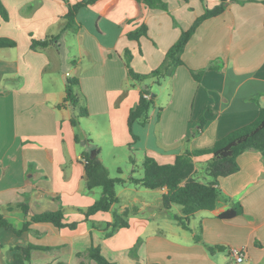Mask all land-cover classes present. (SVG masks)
<instances>
[{
	"label": "crops",
	"instance_id": "1",
	"mask_svg": "<svg viewBox=\"0 0 264 264\" xmlns=\"http://www.w3.org/2000/svg\"><path fill=\"white\" fill-rule=\"evenodd\" d=\"M219 1L164 0L165 10L144 6L143 17L132 21L136 14L134 0H117L99 19L96 38L107 34L106 26L119 25L123 29L112 43L99 40L101 44L96 49L81 48L88 66L73 60L75 74H62L55 55L59 53L61 36L67 32L61 33L65 3L0 0L8 17L4 20L0 15V38L15 42L14 46L0 47V215L17 230L0 226V264L13 260L15 246L29 244L50 247L33 249V264H95L86 254L91 244L99 245L102 255L115 264H264V160L259 152L247 150L237 156L238 170L218 179L227 198L219 201L214 210L196 212L189 219V230L170 216L180 214L179 206L172 205L168 211L163 208L161 197L166 189L162 188L152 190V202L145 200L141 208H136L138 213L156 208L158 219L152 222L149 217L130 218L128 227L103 238V227L95 225L110 221L111 214L107 220V212H97L85 221L78 211L95 201L89 196L85 199L82 155L87 148H99L93 145L91 133L88 137L82 129L76 142L78 125L70 123L76 112L69 106L57 107L64 97L66 79L75 76L85 98L88 119L106 115L112 134L114 128L126 131L128 112L138 100L140 86L137 91L127 89L125 49L132 51L130 64L134 70L146 73L155 69L181 31ZM111 2L100 0L87 6L95 15L93 26ZM87 7L78 10L76 19ZM170 15L177 20L175 25ZM263 16V0H228L221 14L197 26L182 52L183 64L164 82L169 91L165 100L159 105L155 99L146 124L145 155L160 164L171 163L185 150L208 147L256 118L264 108ZM105 17L112 24H106ZM141 24L147 27V39L152 37L155 43L148 54L141 47L143 36L138 43L124 37L126 31ZM70 30L77 31L75 27ZM53 35L59 36L55 43L36 50L30 47L31 39ZM190 69L203 70L199 82ZM208 159V155L194 158L195 172ZM79 165L82 171L78 172ZM79 174L81 177H77ZM199 179L202 181V177ZM232 202L241 204L242 214L232 219L218 218ZM22 204L29 207L28 214L20 208ZM58 208L64 210V222H77L74 229L43 222H31L26 230L22 229L32 213ZM196 233L200 242L194 241ZM138 238L141 242L137 259H133L128 252ZM230 248L243 252L242 263L232 261Z\"/></svg>",
	"mask_w": 264,
	"mask_h": 264
},
{
	"label": "trees",
	"instance_id": "2",
	"mask_svg": "<svg viewBox=\"0 0 264 264\" xmlns=\"http://www.w3.org/2000/svg\"><path fill=\"white\" fill-rule=\"evenodd\" d=\"M62 1L65 3L67 10L62 17L64 25L61 33L69 31L74 27L78 29L80 27V24L76 21L78 10L94 5L100 0H78L74 3H70L68 0ZM116 1L112 0L94 21V26L98 32L99 19L115 5ZM134 2L136 4V14L132 21H137L143 17L144 6L151 9H166L164 0H134ZM227 2L228 0H220L214 7L206 8L189 28L181 31L177 40L166 51L160 65L149 73L140 74L135 72L130 66L131 52L129 49H125L124 63L127 69L128 80L132 82V85L136 83L141 84L138 100L129 109L127 116V126L132 137V125L136 122L141 125L147 124L150 120V108L154 104L155 95L151 94L149 86H145L143 83L151 79L154 84L160 85L165 77L172 76L175 69L183 64L182 52L197 26L202 21L221 14L226 8ZM0 15L4 20H7V13L1 3ZM146 34L147 27L141 24L134 31L127 33V37L131 40L138 41L142 36H146ZM57 40H59L58 35L48 36L43 40L31 39L30 47L36 50L53 44ZM14 45L15 42L13 40L0 38V47ZM190 73L199 82L203 70L194 71L190 69ZM78 88L79 81L77 77L67 78L64 97L57 105V107L69 106L76 112L70 119L73 127L78 125L80 118L88 116L87 108L81 105L85 102V98L79 92ZM145 95H148V97H145ZM200 122H203L202 118ZM74 139L78 142L80 139L79 135L75 134ZM87 141L90 142L86 139ZM247 150L259 152L264 160V108L259 110L258 115L253 121L228 132L208 147L185 150L183 153L176 155L171 163L160 164L153 157L144 155L141 164L142 176L139 178L131 176L125 180L121 177H110L107 168L98 157L99 149L96 148V156L93 158L90 156L89 151H85L82 155L84 169L83 182L85 188L89 191L94 188H100L101 195L89 207L86 209H78V211L84 216L85 221L97 212H111V221H108L106 226L101 229L104 232V238L110 237L118 229L128 227V211L116 212L112 211V208L118 201L115 190L116 185H123L126 182H130L150 190L165 188L166 191L161 197L163 208L168 211L172 205L179 206L180 214L170 213V216L182 228L189 230V219L196 212L201 210H214L219 201L227 198L218 185V179L236 172L238 170L237 156ZM204 155H208L209 159L204 165L205 177H202L201 181L195 175L194 158ZM20 208L25 214H28L29 207L26 204L20 205ZM242 212L241 204L239 202H232L229 208L220 212L217 216L224 220L232 219L242 214ZM31 222L51 223L56 228L68 227L69 229H74L77 226V222H64L63 208H58L55 211L32 213L29 220L24 223L22 229L26 230ZM0 226L15 230L2 218V215H0ZM194 241H201L199 233L194 235ZM140 242L141 240L138 239L135 245L129 250V254L133 259H137L136 249L140 245ZM49 248L31 244L27 246H15L13 260L7 264H33L31 261V251L33 249L46 250ZM86 254L95 264H115L102 255L99 245L91 244L87 248Z\"/></svg>",
	"mask_w": 264,
	"mask_h": 264
},
{
	"label": "rangeland",
	"instance_id": "3",
	"mask_svg": "<svg viewBox=\"0 0 264 264\" xmlns=\"http://www.w3.org/2000/svg\"><path fill=\"white\" fill-rule=\"evenodd\" d=\"M91 9H92L91 7L85 8L83 12L79 15V17L76 19L77 22L81 25L80 26L81 28H78L77 31L69 30L64 35H62L60 38L59 53L55 55V59L58 60L57 68H59V72H62V74L66 71H70V72L72 71V74H75V69L73 68L74 64L72 63L73 60H76L77 62H79L80 60L81 61L80 66H83V67L88 66V60L85 56L83 58L81 48L87 47L90 49H96L97 46H100L101 43L103 44L112 43L114 37L117 36L118 31L123 29L119 25L106 26L107 28L104 27V29L108 30L107 34H104L102 39L96 38V35H98L97 34L98 32L93 26V19L95 18L94 17L95 15L93 16V13L92 15L89 13V11H92ZM170 17L172 18V24L175 25L177 20L175 19L173 15H170ZM104 21L106 24H109V25L112 24L111 23L112 20H110V18L108 17H105ZM75 32L76 34L73 35V33ZM129 32L126 31V33H124L125 39H129L127 37V33ZM143 37H144L142 39L143 44L141 45V47L143 49V52H145V54H148L149 52L153 51V47H155L154 46L155 43L153 44V42L151 41L152 37H149V39H147L146 36H143ZM99 40L101 43L99 42ZM137 43H136V46H137ZM131 57H132V51H131ZM130 60L132 61V58ZM130 66L134 70V68L132 67V64H130ZM134 71L137 72L136 70ZM149 72L150 71L146 73H149ZM137 73H140V72H137ZM146 73H140V74H146ZM126 78L128 80L127 72H126ZM168 78L169 77H165L161 81L160 85L154 84L151 79H148L143 83V85L149 86L150 93L155 95L154 104L150 108V115L153 109L155 108L156 103L160 105V102H163L165 100L166 94L169 92L168 89L165 88L166 83H164ZM128 83L130 84V86L129 84H127L128 86L127 89H129L130 91H132L133 89H136L137 91V86L141 85V84L136 83L133 86L132 82H130L129 80H128ZM155 99L157 101L156 103H155ZM81 105L85 106V102L82 103ZM158 111H159V107L157 106V113ZM95 117L89 118V119L88 117L80 118L79 123H78V128L76 129V134L80 135V129L85 130L86 135L88 137H89L88 133H91V139H92L93 145H96L100 150L98 157L102 161L104 166L107 168L110 177H121L125 180H127L131 176L135 178L141 177L142 176L141 164H142L143 157L145 155L144 149H143L144 141H145L144 137H146V133L148 131V128H146V124L141 125L137 122L134 123L131 127V132L133 134V137H132L129 130L127 131L128 128L126 129V131L124 129L123 130L120 129L118 131L114 128L113 129L114 131L112 134L111 130L108 128V125H107L106 115H95ZM126 126L127 125H125V127ZM150 143L151 141L149 142V144ZM79 147H80V144H79ZM94 148H90V149L87 148L86 150L89 151L90 153L91 150H93ZM200 168L201 170L199 172H195V175L197 177H205V172L203 170L204 165H201ZM76 169H78V167ZM66 171L68 174L70 173L69 166L67 167ZM79 171H82V168L80 165H79L78 172ZM74 173L72 177H74ZM77 177H81V174L77 175ZM115 190H116V194L118 197V201L114 204L113 206L114 209L112 211L118 212L122 209V206L123 207L125 206L123 209L128 211V217H127L128 219L130 218L133 219L134 217H149L151 218L150 220L154 222L156 219L160 217L155 214V211L157 210L156 208L153 209V211H151V209L142 210L140 211L141 213H138L136 211V208H141L143 206L142 204L143 201L150 200L152 202L151 198L154 196L153 195L154 192H152V190L144 188L134 183H130V182H126L123 185H116ZM84 194H85V199L87 196H89L97 200L99 196L101 195V189L94 188L93 190L89 191L85 188ZM78 197L80 196L78 195ZM151 212H153V214L155 215H152ZM110 214L111 212H107L105 214L107 217V220L110 219ZM111 219H112V216H111ZM89 222H90L89 224L92 223V225H94L92 221L89 220ZM106 223H107L106 221L102 223H98L101 226L95 225L96 226L95 228L105 227ZM102 233L104 236L103 231ZM135 243L131 246V248L135 245ZM129 256L131 257L130 254Z\"/></svg>",
	"mask_w": 264,
	"mask_h": 264
},
{
	"label": "built area",
	"instance_id": "4",
	"mask_svg": "<svg viewBox=\"0 0 264 264\" xmlns=\"http://www.w3.org/2000/svg\"><path fill=\"white\" fill-rule=\"evenodd\" d=\"M66 75H68V73H66ZM145 97H148V95H145ZM229 256L235 263H242L244 261V254L238 248H230Z\"/></svg>",
	"mask_w": 264,
	"mask_h": 264
},
{
	"label": "water",
	"instance_id": "5",
	"mask_svg": "<svg viewBox=\"0 0 264 264\" xmlns=\"http://www.w3.org/2000/svg\"><path fill=\"white\" fill-rule=\"evenodd\" d=\"M90 156L93 158L96 156V149L91 150ZM224 249V247H221V250Z\"/></svg>",
	"mask_w": 264,
	"mask_h": 264
}]
</instances>
